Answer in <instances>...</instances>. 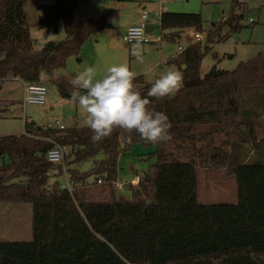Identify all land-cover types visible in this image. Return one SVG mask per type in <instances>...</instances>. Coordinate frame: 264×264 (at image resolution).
<instances>
[{
	"label": "trees",
	"instance_id": "trees-1",
	"mask_svg": "<svg viewBox=\"0 0 264 264\" xmlns=\"http://www.w3.org/2000/svg\"><path fill=\"white\" fill-rule=\"evenodd\" d=\"M41 1L51 4L39 5L37 27L56 33L61 21L66 38L35 50L23 0H0V89L9 78L39 82L44 72L72 101L73 86L58 73L92 35L106 29L109 15L75 22V11L87 0ZM230 1L209 43L224 39L223 25L230 31L240 28L243 4ZM188 28L203 31L200 14H161L164 39L174 41ZM208 51L200 43L188 45L168 62L182 72V87L171 96L148 97V107L165 112L171 122L168 141L146 142L135 130L114 128L93 142L87 126L33 129L34 123H26L22 135L0 137V204L29 203L34 214L33 240L0 241V264H264V164L245 161L250 150L238 157L248 125L241 118L249 116L242 110V92L264 89V52L231 71L215 64L203 75ZM151 84L142 76L133 78L142 96ZM56 144L72 148V163L104 156L89 172L67 171L72 192L59 182L48 183L50 171L64 173L63 166L46 158ZM137 144L154 148L148 154L153 162L139 177L132 200L121 202L113 185L118 160ZM203 165L225 168L235 177L236 204L198 201Z\"/></svg>",
	"mask_w": 264,
	"mask_h": 264
},
{
	"label": "rangeland",
	"instance_id": "rangeland-1",
	"mask_svg": "<svg viewBox=\"0 0 264 264\" xmlns=\"http://www.w3.org/2000/svg\"><path fill=\"white\" fill-rule=\"evenodd\" d=\"M245 12L244 19L239 21V30L230 31L228 26L221 27L220 36L223 40H215L209 43V33L215 27L223 24L231 7L230 0H87L82 2L74 13V21L79 22L87 19H98L103 14H108L106 29L92 35L82 46L77 56L68 59L66 68L59 73L61 77L72 80L75 75L86 66H95L97 75H102L104 69L114 63H125L129 70L135 74L137 71L147 70L156 67L159 71V63L165 58L174 56L181 43L185 48L195 44L193 35L203 34V41L200 42L203 48L209 47L201 62V72H207L217 64L219 69L231 71L241 62L252 60L259 53L264 52V0H239ZM24 10L28 17L30 37L34 40V49L40 50L48 42L62 41L66 38L63 23L58 24V32L41 30L37 27V20L40 15L39 5L42 3L51 4L41 0H23ZM162 6L168 8L165 12L171 13H195L202 17L203 31L184 29L180 37L169 42L166 39L158 45L141 44L144 63H139L131 54L135 44L126 45L123 36L128 27L140 24L143 11L151 17L149 24L154 26L156 33L160 35L159 19L156 13L161 11ZM249 19L254 22L250 23ZM152 21V22H151ZM166 34V33H165ZM160 45V46H159ZM160 48V50H156ZM181 54V53H178ZM177 54V55H178ZM162 72L157 74L148 73L146 77L152 81V76L161 75L169 69H175L172 64L164 65ZM155 70V68H154ZM138 73V72H137ZM63 77V78H64ZM47 88L46 104L23 106V84L14 78L7 79L0 89V137L21 135L25 133L26 123H34L33 129L45 128L56 121L64 124L67 128L86 126L84 123L85 114L77 104L62 94L58 87L50 82L46 76L42 82ZM242 110L249 111V116L243 113L242 121L248 123L244 127L241 153L246 155L249 163L264 164V89H248L242 92ZM248 119V120H247ZM251 123V125L249 124ZM250 128V130H249ZM248 134V135H247ZM248 136L255 137L252 143ZM237 140V139H236ZM201 147V144H197ZM230 150V149H229ZM154 148L137 144L128 151L122 153L118 160V178L114 187L117 189L116 196L121 202H129L133 198L136 188L130 182L140 177L152 164L148 154ZM72 148L66 147L64 160L61 164H55L81 173L89 172L94 168L95 162L104 158L102 154L88 159L73 162L71 155ZM232 152V151H231ZM198 201L201 204H222L232 205L238 202V186L233 175H229L225 168L213 169L209 166H199ZM48 183L52 185L59 182L64 185L70 183L69 177L64 173L59 174L56 169L49 172ZM94 177L89 178L93 182ZM15 182L24 183V179ZM103 183V182H102ZM97 183V185H102ZM123 184L118 189V184ZM72 185V184H71ZM33 206L29 203L0 204V241L5 243H28L33 240Z\"/></svg>",
	"mask_w": 264,
	"mask_h": 264
},
{
	"label": "clouds",
	"instance_id": "clouds-1",
	"mask_svg": "<svg viewBox=\"0 0 264 264\" xmlns=\"http://www.w3.org/2000/svg\"><path fill=\"white\" fill-rule=\"evenodd\" d=\"M126 39L135 42L132 55L144 63L141 43L142 26H131ZM134 74L125 63L108 65L102 75H97L95 66H86L72 79V101L85 114L84 123L91 130L93 142L108 137L114 128L131 132L135 130L146 142L158 143L171 139V122L163 111L148 107V97L157 99L174 95L180 87L182 72L169 69L163 72L142 96L133 85ZM62 149L48 153L50 160H59Z\"/></svg>",
	"mask_w": 264,
	"mask_h": 264
},
{
	"label": "built area",
	"instance_id": "built-area-1",
	"mask_svg": "<svg viewBox=\"0 0 264 264\" xmlns=\"http://www.w3.org/2000/svg\"><path fill=\"white\" fill-rule=\"evenodd\" d=\"M168 8L166 6H162L161 11L159 13L155 14V17L157 19H159V23H160V18H161V14L165 11H167ZM149 15L146 11H143L142 15H141V23L139 25L136 26H142L143 28V41L141 44H151V45H158L160 44L163 39H164V33L161 31L160 29V35H158L156 33V30L154 29V26L149 24ZM250 23L254 22L253 19H249ZM152 22V21H151ZM130 28V27H129ZM129 28L126 29L124 36H123V41L126 45H131V44H135L134 41H131L129 39H126V37L128 36V30ZM148 28H150V31L148 32ZM193 39L196 43H200L203 41V34L201 33H195L193 35ZM186 48L184 46L181 45V43H179L178 45V53H182ZM46 77L44 72H41L39 74V82H35V83H27V82H23L20 81L23 84V91H24V98H23V106H27V105H39V106H44L46 104V95H47V88L46 86L42 83L44 78ZM45 129H59V130H64L66 129V126H64V124L60 123L59 121H56L54 124H50L48 123L45 126ZM62 149V153H61V158L59 160H50L48 158V153L51 150L54 149ZM51 150H49L46 153V158L50 163L53 164H61V162L64 160V154L66 151V146H61L56 144L54 146V148H52ZM63 172L65 174V176L67 175V172L65 171V167L63 166ZM68 176V175H67ZM101 183V182H100ZM139 184V177L134 178L131 182L130 185L131 186H136ZM123 184H118L117 188L118 189H122ZM63 189L68 190L69 192L73 191V186L71 184H69V182H67L66 179V183L62 186Z\"/></svg>",
	"mask_w": 264,
	"mask_h": 264
},
{
	"label": "crops",
	"instance_id": "crops-1",
	"mask_svg": "<svg viewBox=\"0 0 264 264\" xmlns=\"http://www.w3.org/2000/svg\"><path fill=\"white\" fill-rule=\"evenodd\" d=\"M150 17V16H149ZM151 18V17H150ZM140 21H141V19H140ZM149 21H150V19H149ZM141 23V22H140ZM139 25V24H138ZM133 26H136V25H133ZM129 28V27H128ZM169 42H172L171 40H168ZM148 45H151V44H148ZM160 46V45H159ZM156 50H160V48H157ZM177 54H178V52L174 55V56H172L171 58L170 57H168V58H165L164 59V61H161V63H159V71H161L162 72V70H163V66L164 65H170L168 62L171 60V59H173V58H175L176 56H177ZM154 68H155V70H154ZM176 69V68H175ZM159 71H157L156 70V67H153V68H151V70L150 69H148L147 68V70H142V71H137L135 74H134V77H137V76H142L143 77V79L145 80V82H149V83H153L154 82V80L156 79V78H158L160 75H155V76H152V81H150L147 77H146V74H148V73H154V74H157V72H159ZM208 72V71H207ZM207 72H201L203 75L204 74H206ZM58 75H60V73H58ZM61 76V75H60ZM64 77V76H63ZM65 79H66V77H64ZM67 81H69L70 83H71V81L72 80H70V79H68L67 78ZM18 82H19V80H18ZM182 87V84H180V87L177 89V90H179L180 88ZM176 90V91H177ZM22 135V134H21ZM65 175V174H64ZM67 176V175H66ZM68 177V176H67ZM133 187H135L136 188V186H133Z\"/></svg>",
	"mask_w": 264,
	"mask_h": 264
},
{
	"label": "water",
	"instance_id": "water-1",
	"mask_svg": "<svg viewBox=\"0 0 264 264\" xmlns=\"http://www.w3.org/2000/svg\"><path fill=\"white\" fill-rule=\"evenodd\" d=\"M150 31V28H148V32Z\"/></svg>",
	"mask_w": 264,
	"mask_h": 264
}]
</instances>
